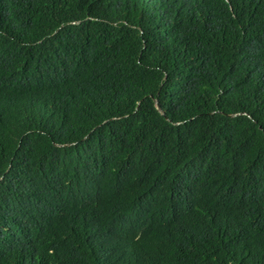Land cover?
I'll list each match as a JSON object with an SVG mask.
<instances>
[{
  "label": "trees",
  "instance_id": "16d2710c",
  "mask_svg": "<svg viewBox=\"0 0 264 264\" xmlns=\"http://www.w3.org/2000/svg\"><path fill=\"white\" fill-rule=\"evenodd\" d=\"M0 264H264V0H0Z\"/></svg>",
  "mask_w": 264,
  "mask_h": 264
},
{
  "label": "water",
  "instance_id": "95a60500",
  "mask_svg": "<svg viewBox=\"0 0 264 264\" xmlns=\"http://www.w3.org/2000/svg\"><path fill=\"white\" fill-rule=\"evenodd\" d=\"M157 107H158L159 110H161L159 105H157Z\"/></svg>",
  "mask_w": 264,
  "mask_h": 264
}]
</instances>
